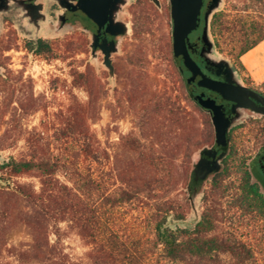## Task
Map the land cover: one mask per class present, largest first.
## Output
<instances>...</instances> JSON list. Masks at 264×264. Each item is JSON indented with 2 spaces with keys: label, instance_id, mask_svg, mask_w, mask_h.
I'll return each instance as SVG.
<instances>
[{
  "label": "rangeland",
  "instance_id": "rangeland-1",
  "mask_svg": "<svg viewBox=\"0 0 264 264\" xmlns=\"http://www.w3.org/2000/svg\"><path fill=\"white\" fill-rule=\"evenodd\" d=\"M263 9L264 0H224L216 13H224L229 21L243 19L250 25L264 14ZM43 36L51 40L52 53L29 56L25 47H18L11 52L12 60L7 61L11 66L0 70V163L12 157H29L27 139L35 129L46 132L43 141L53 148H74V139L60 136L67 124L62 116L69 115L76 98L92 101L93 116L88 125L94 136L95 159L91 161L94 175L117 186L145 185L164 173L152 166L154 155L157 161L167 163L170 179L166 177L161 188L154 192L153 202L167 203L171 213L192 221L193 205L187 194L192 157L194 160L196 154L197 160L201 147L212 140L214 131L206 116L187 97L178 74L171 17L162 14L151 20H134L133 31L122 40L123 47L115 54L116 84L109 80L103 61L87 51L84 38L76 44L75 35L70 33L46 31ZM212 37L216 43L213 33ZM213 56L218 60L229 59L232 65H237L245 82L264 92V41L238 56L233 44L220 38ZM77 72L95 75L89 88L75 85ZM158 98L162 103L157 107ZM179 106L191 115L195 130L189 128L192 122H174L177 116L171 112L175 113ZM153 109L156 112L149 114ZM159 138L169 143L166 149L157 145L153 149V142ZM131 140H136L141 150L127 149ZM245 141L237 140L240 151L232 153L226 169L205 185L206 195L202 190L195 201L201 217L217 214L216 233L249 244L253 256L242 264H264V212L245 199L240 186L246 171L244 153L250 146ZM172 142L180 143L178 150L173 149ZM21 181L38 185L36 178ZM26 210L29 208L22 202L14 211L15 226L6 232L0 244V264H18L12 248L26 249L33 243L31 229L20 220ZM151 213L152 208L139 211L127 206L113 214V218L125 233L136 238L139 232H144ZM173 218L170 224L174 227L177 220ZM62 226L66 232V251L72 261L91 264L85 256L90 247L76 230L68 229L66 223ZM153 258L156 260L158 255ZM222 261L221 264H239L229 256H222Z\"/></svg>",
  "mask_w": 264,
  "mask_h": 264
},
{
  "label": "trees",
  "instance_id": "trees-1",
  "mask_svg": "<svg viewBox=\"0 0 264 264\" xmlns=\"http://www.w3.org/2000/svg\"><path fill=\"white\" fill-rule=\"evenodd\" d=\"M261 12L264 13V9ZM211 29L218 46L220 38H227L233 50L242 56L264 41V14L249 25L243 19L226 20L224 13L219 12L214 14ZM53 50L52 43L41 41L39 54ZM93 76L77 72L74 83L89 88ZM158 100L157 107L162 103L160 98ZM74 102L69 115L62 116L67 124L60 132L61 137L75 140L74 148H53L43 141L46 132L35 129L27 139L29 157H12L0 163V244L6 232L15 226L14 211L22 202L29 208L20 220L31 229L33 243L26 249L12 248L18 264H75L66 251L64 223L68 229L76 230L90 247L85 256L91 264H165L166 261L221 264L222 256L242 264L253 256L249 244L215 232V212L204 214L193 228H174L170 224L173 217L175 220L185 218L171 213L167 203L153 202L154 192L161 188L166 177L170 179V169L165 168L167 163L157 161L154 155H151L152 166L160 174L164 173L145 185L117 186L94 175L91 169V161L95 159L94 136L88 125L93 116L92 101L76 98ZM155 109L149 114L155 113ZM171 113L177 116L175 123L193 120L180 106ZM207 123L212 128L208 119ZM189 126L195 130L193 122ZM172 144L174 150L179 149L180 143ZM156 145L166 149L169 143L159 138L153 142L155 150ZM126 148L141 150L136 140H131ZM24 178H36L38 185L22 182ZM240 186L245 199L264 212V197L251 183L247 171L243 172ZM127 206L139 211L152 208L144 232H139L136 238L125 233L113 218V214Z\"/></svg>",
  "mask_w": 264,
  "mask_h": 264
},
{
  "label": "flooded vegetation",
  "instance_id": "flooded-vegetation-1",
  "mask_svg": "<svg viewBox=\"0 0 264 264\" xmlns=\"http://www.w3.org/2000/svg\"><path fill=\"white\" fill-rule=\"evenodd\" d=\"M211 0H205L202 7L200 26L188 39V50L197 64V71L187 66L183 59L174 63L184 84L187 97L210 121L214 135L193 160L187 182V194L197 200L201 191L206 195V184L220 175L239 143L246 139L249 143L245 151V168L251 183L264 197V102L254 95L264 92L245 82L239 75L235 64L221 62L214 56L208 59L204 54V43L201 34L204 18ZM173 0H108L103 12V20L98 21L92 11L94 0H0V69L11 66V52L15 48L25 47L29 56H41V41L51 43L44 37L47 33H70L75 35L73 42L80 39L85 42L87 51L97 54L99 61H104L105 52H111L115 65L117 49L127 37L126 27L133 31L134 20H151L156 15L167 14L172 22V47L174 52ZM101 17V16H100ZM117 25V26H116ZM123 47V46H122ZM210 82L214 88L201 84L197 78ZM203 96L204 100L213 101L228 120L227 144L221 146L216 139L214 112L195 100ZM220 165L218 171H209L213 161ZM206 170V171H205ZM209 173L204 176L203 172Z\"/></svg>",
  "mask_w": 264,
  "mask_h": 264
},
{
  "label": "water",
  "instance_id": "water-1",
  "mask_svg": "<svg viewBox=\"0 0 264 264\" xmlns=\"http://www.w3.org/2000/svg\"><path fill=\"white\" fill-rule=\"evenodd\" d=\"M205 0H173V23H174V55L177 60L183 59L185 64L189 66L194 71H197V64L191 57L188 50V39L190 34L199 28L201 18V10L204 6ZM108 0H94L92 11L96 14L97 20H103V12L107 8ZM224 0H211L208 8L205 13L204 18V28L201 34V39L204 43L203 54L210 59L213 56V53L216 50V43L212 37L211 32V20L213 15L221 8ZM101 16V17H100ZM117 26V25H116ZM129 34L130 31L126 27L124 34ZM116 53H119V49L115 50ZM94 57H97V54L92 52ZM106 57L103 61V65L109 72V80L116 84V71L113 59H111V52H105ZM221 62L231 64V61L227 58L219 59ZM1 70V69H0ZM201 84H206L208 86L218 88L212 85L210 82H204L200 78L196 77ZM254 95L260 97L264 102V97L259 93L253 92ZM195 100L203 104L204 106L210 108L215 114V123H216V139L221 146L227 144V127L229 125L227 118L224 117L223 113L220 111V108L211 100H204L203 96H195ZM194 161H196V154L194 156ZM219 162L217 160L213 161V166L209 171H218L220 169ZM206 171V170H205ZM209 171L203 172L206 176ZM191 203L193 205L194 219L190 222L186 220H177L174 228H193L196 224L202 219L200 216V210L197 205V201L191 197ZM178 224V225H177Z\"/></svg>",
  "mask_w": 264,
  "mask_h": 264
}]
</instances>
